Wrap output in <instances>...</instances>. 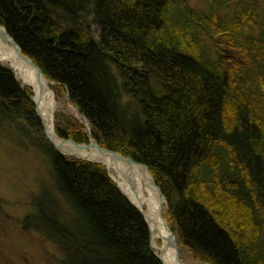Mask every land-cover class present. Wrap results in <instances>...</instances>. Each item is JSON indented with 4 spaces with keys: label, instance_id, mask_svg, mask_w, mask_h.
<instances>
[{
    "label": "trees",
    "instance_id": "16d2710c",
    "mask_svg": "<svg viewBox=\"0 0 264 264\" xmlns=\"http://www.w3.org/2000/svg\"><path fill=\"white\" fill-rule=\"evenodd\" d=\"M184 1L0 0V26L80 117L55 115L58 137L146 166L194 260L264 264V0H202L201 12ZM0 137L46 167L20 225L57 264H161L106 167L55 151L1 63Z\"/></svg>",
    "mask_w": 264,
    "mask_h": 264
},
{
    "label": "rangeland",
    "instance_id": "374dc122",
    "mask_svg": "<svg viewBox=\"0 0 264 264\" xmlns=\"http://www.w3.org/2000/svg\"><path fill=\"white\" fill-rule=\"evenodd\" d=\"M203 1L185 0L184 5L187 8L201 12L205 8ZM241 1H235L232 6H238ZM88 22L90 23L89 33L96 38L98 27L96 23L92 22L91 17L88 18ZM254 33L255 29L253 27L249 25L244 27V36ZM211 37L210 34L202 36L203 43L207 41L205 43L207 45L204 44L205 49L207 51L210 49L211 53L219 56L217 49L220 51L223 49V45L220 43L221 40H218V38L211 39ZM233 54L235 53H232V56ZM237 54L240 55L239 53ZM237 54L236 56H238ZM50 85L52 86L51 83ZM50 88L54 93L55 100L53 115H74L80 118L75 109L68 104L65 97L62 96L57 99L55 89ZM14 136L11 135L10 137L15 141L20 140V143L25 142L23 136ZM89 141L95 143L91 139ZM20 143L12 145L9 142L6 143V140L0 137V264H57L58 262L54 255L55 251L50 243L43 240L34 232L25 231L20 225L22 224L23 216L25 214H32L33 212V209H28L27 198L34 197L39 183L43 184L44 182L48 184L47 176L45 175L46 167L36 161V154L30 148V144H27L28 149L26 152L18 150L17 146ZM114 173L118 177L117 173ZM110 177L117 185L112 176ZM178 252L180 260L184 264H205L194 260L182 246L178 245Z\"/></svg>",
    "mask_w": 264,
    "mask_h": 264
},
{
    "label": "bare ground",
    "instance_id": "6f19581e",
    "mask_svg": "<svg viewBox=\"0 0 264 264\" xmlns=\"http://www.w3.org/2000/svg\"><path fill=\"white\" fill-rule=\"evenodd\" d=\"M1 41L2 39L0 40V63L10 68L19 83L31 91V100L35 102L37 112L46 125L48 137L54 144H56L55 135L57 134L54 128L53 115L55 106L50 84L45 80L38 78L34 68L27 63L19 61L16 58L13 48L9 44H3ZM205 43H207V41ZM59 150L80 158L104 164L109 175L112 176L124 195L128 198L129 202L144 213L150 229L151 244L158 255L160 252L163 253L161 256L163 264H179L176 251L171 247L166 248V243L170 240V234L172 235L173 232L170 230L168 222L165 219L164 203L162 204L157 190L152 186L150 180L151 174L149 175L145 173L142 168L139 167V163L134 162L128 157L126 158L130 159V161H132L131 163L135 165L130 171L124 164L114 162L115 165L113 160L105 158L103 153L99 152L94 147H88L86 150H78L70 144H64V146L59 147ZM117 171L123 173L130 172L131 178L138 187L136 192H134L130 186L129 188L127 184H125L119 174H117L118 177L114 175V172L117 173ZM166 224L168 230L166 229Z\"/></svg>",
    "mask_w": 264,
    "mask_h": 264
},
{
    "label": "water",
    "instance_id": "95a60500",
    "mask_svg": "<svg viewBox=\"0 0 264 264\" xmlns=\"http://www.w3.org/2000/svg\"><path fill=\"white\" fill-rule=\"evenodd\" d=\"M2 39V43L7 45L9 44L12 48H13V51L15 52L16 54V58L19 60V61H22L24 63H27L29 66H31L32 68H34L38 78H41V80H45L47 83L50 84V82L45 78V76L42 74L41 70L25 55H23L18 47V45L13 41V39L8 35V33L5 31V29L0 26V40ZM16 77V76H15ZM52 91V90H51ZM53 93V91H52ZM53 99H54V93H53ZM33 102V105L35 107V114L37 116V118L39 119L40 121V124H41V127H42V130H43V134L46 138V140L48 141V143L54 148L55 151H57L59 154L61 155H64V156H68V157H74L75 159H78V160H83V161H87V162H90V163H99L103 166H105L104 164L100 163V162H96V161H91V160H88V159H84V158H80V157H77L75 155H71V154H68V153H64L62 151L59 150V147L61 146H64V144H70L71 146H74L75 149H78V150H86V148L88 147H94L96 150H98L99 152L103 153L104 157L105 158H108L109 160H113V163L114 162H118V164H124L127 169L130 171L131 168L135 165H133L130 161V159L122 156L121 154L117 153V152H114V151H110V150H107V149H103L101 147H99L96 143H91V141H89L88 144H77L75 143L74 141L70 140V139H62V138H59L57 135H55V139H56V144H54L51 139L48 137V134H47V129H46V125L43 121V119L39 116L38 112H37V109H36V104L35 102L32 100ZM54 106H55V100H54ZM115 164V163H114ZM116 165V164H115ZM139 167L142 168V170L149 174L150 175V172L148 171L147 167L142 165V164H139ZM117 174H119V176L122 178V180L125 182V184H127V186L131 187V189L136 192L138 187L137 185L135 184V182L133 181V179L131 178V175H130V172H126V173H123V172H118L117 171ZM152 175H150V180L152 182V186L155 187V189L157 190V193L159 194L160 196V199L162 201V204L166 203V200H165V197L163 196L161 190L159 189V187L156 185L154 179L151 177ZM118 186V185H117ZM129 187V188H130ZM119 188V187H118ZM134 206V205H133ZM138 211L139 213L141 214V216L143 217L145 223L147 224L146 222V219H145V215L144 213L142 212V210H140L139 208H137L136 206H134ZM166 222V220H165ZM148 226V224H147ZM149 229V227H148ZM166 229L168 230L167 228V224H166ZM149 232H150V229H149ZM170 240L167 241L166 243V248L168 247H171L173 248L176 253H177V258H178V261H179V264H184L181 260H180V257H179V252H178V246H177V242H176V237L175 235H171L170 234ZM152 245V244H151ZM153 247V246H152ZM160 251V250H159ZM155 256L157 257V259L160 261L161 264H163V261L161 259V256H162V252H160V254L158 255V253H154Z\"/></svg>",
    "mask_w": 264,
    "mask_h": 264
}]
</instances>
